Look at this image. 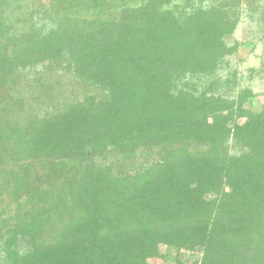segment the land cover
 Segmentation results:
<instances>
[{"label": "trees", "instance_id": "obj_1", "mask_svg": "<svg viewBox=\"0 0 264 264\" xmlns=\"http://www.w3.org/2000/svg\"><path fill=\"white\" fill-rule=\"evenodd\" d=\"M37 1L0 0V264H264V0Z\"/></svg>", "mask_w": 264, "mask_h": 264}, {"label": "rangeland", "instance_id": "obj_2", "mask_svg": "<svg viewBox=\"0 0 264 264\" xmlns=\"http://www.w3.org/2000/svg\"><path fill=\"white\" fill-rule=\"evenodd\" d=\"M49 2L50 0H38L36 5L48 4ZM244 2L245 0H242L243 4ZM260 36L261 35L258 33L257 22L244 19L235 34V38L230 40V43L237 41L242 44L233 61V66H237L239 71L246 76L249 74L247 71L252 68H256L259 71L252 83H250L249 80L247 81V83L253 88V92L257 95V98L251 99L250 103L247 105L248 108H251L254 111H259L261 109V104L264 99V48L262 43H259ZM66 89L68 90V86H66ZM112 163L115 165V161L112 160ZM168 256L166 264H175L177 252L171 249ZM183 259L191 261L193 257L189 254H184Z\"/></svg>", "mask_w": 264, "mask_h": 264}]
</instances>
